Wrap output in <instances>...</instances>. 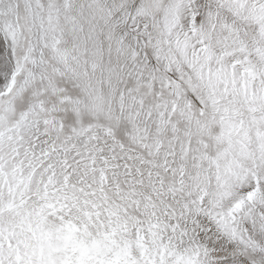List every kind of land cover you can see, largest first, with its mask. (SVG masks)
Wrapping results in <instances>:
<instances>
[{"label": "snow or ice", "instance_id": "6c2138e0", "mask_svg": "<svg viewBox=\"0 0 264 264\" xmlns=\"http://www.w3.org/2000/svg\"><path fill=\"white\" fill-rule=\"evenodd\" d=\"M0 264H264V0H0Z\"/></svg>", "mask_w": 264, "mask_h": 264}]
</instances>
